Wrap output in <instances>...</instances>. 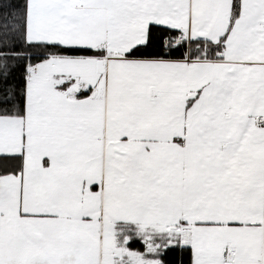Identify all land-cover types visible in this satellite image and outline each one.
<instances>
[{"label":"snow or ice","instance_id":"1","mask_svg":"<svg viewBox=\"0 0 264 264\" xmlns=\"http://www.w3.org/2000/svg\"><path fill=\"white\" fill-rule=\"evenodd\" d=\"M0 264H264V0H0Z\"/></svg>","mask_w":264,"mask_h":264}]
</instances>
